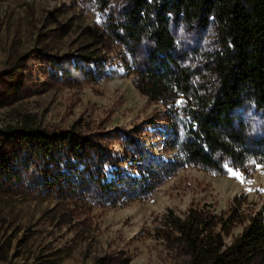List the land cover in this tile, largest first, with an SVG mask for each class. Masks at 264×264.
<instances>
[{
    "label": "rangeland",
    "instance_id": "rangeland-1",
    "mask_svg": "<svg viewBox=\"0 0 264 264\" xmlns=\"http://www.w3.org/2000/svg\"><path fill=\"white\" fill-rule=\"evenodd\" d=\"M129 7L130 0L0 1V129L27 122L86 133L128 129L172 105L182 107L187 95L169 84L174 69L160 68L149 35L136 45L119 42L117 28ZM170 25L176 62L193 87L205 93L214 89L220 79L217 57L224 49L220 25L211 19L201 26L184 15L172 16ZM42 53H91L106 59L113 77L45 85L13 99L8 87L14 70L26 68L25 76L33 73L37 86L45 82L38 61ZM153 74L161 78L159 94L146 95L142 89L151 88ZM241 113L247 139L264 137V111L248 106ZM263 205L264 164L255 160L227 167L224 174L186 166L151 197L115 207L0 191V264H94L102 257L129 259L128 264H190L170 217L183 219L192 209L231 217L222 231L231 244Z\"/></svg>",
    "mask_w": 264,
    "mask_h": 264
},
{
    "label": "trees",
    "instance_id": "trees-1",
    "mask_svg": "<svg viewBox=\"0 0 264 264\" xmlns=\"http://www.w3.org/2000/svg\"><path fill=\"white\" fill-rule=\"evenodd\" d=\"M181 15L197 19L201 26L213 19L221 27L220 79L206 93L193 87L187 71L176 62L170 23L172 16ZM117 31L119 42L131 45L149 35L152 56L163 70L174 69L169 84L187 95L185 104L172 105L164 114L128 129L86 133L76 127L41 128L28 122L0 129V191L115 207L151 197L186 166L224 174L227 167H243L249 160L264 164V137L247 139L241 113L248 106L264 111V0H130ZM38 61L45 82L37 86L33 73L25 76L26 68L14 70L8 87L13 99L45 85L72 86L113 77L106 59L91 53L60 57L42 53ZM158 76L153 74L151 88L142 93L159 94ZM230 218L204 209H192L183 219L170 217L189 251L190 264H254L257 259L264 264V205L226 244L222 231ZM128 263L117 257L94 262Z\"/></svg>",
    "mask_w": 264,
    "mask_h": 264
},
{
    "label": "snow or ice",
    "instance_id": "snow-or-ice-1",
    "mask_svg": "<svg viewBox=\"0 0 264 264\" xmlns=\"http://www.w3.org/2000/svg\"><path fill=\"white\" fill-rule=\"evenodd\" d=\"M228 172H229V174L232 175L233 177H235V178H237V179H240L241 182H245V181L243 180V178L240 176V173H239L238 170H233V169L229 168V169H228ZM247 182H248V183H251V181H247Z\"/></svg>",
    "mask_w": 264,
    "mask_h": 264
}]
</instances>
